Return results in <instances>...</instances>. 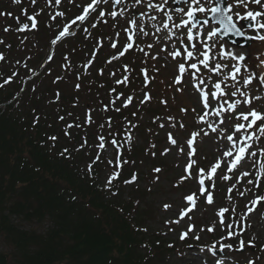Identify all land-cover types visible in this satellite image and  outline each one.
I'll use <instances>...</instances> for the list:
<instances>
[{
	"label": "rangeland",
	"instance_id": "obj_1",
	"mask_svg": "<svg viewBox=\"0 0 264 264\" xmlns=\"http://www.w3.org/2000/svg\"><path fill=\"white\" fill-rule=\"evenodd\" d=\"M126 1L130 5L133 3L127 17H123L122 9L118 8L116 13L119 16L114 18L111 3L106 6L100 1L95 11L81 21L77 17H80L82 7L87 6L89 0H59V3L56 0H20L19 3L0 0V13L4 14L0 15V25L4 29L7 26V31L0 32V54L4 57L0 61V71L7 75L17 73L15 78L19 79L20 73L16 69L21 65L24 76L31 73L35 79L39 78L34 84L37 87L31 89L32 95L47 92L49 100L56 91L65 95L74 92L75 80L66 73L73 75L78 70L87 77L84 86L90 88L94 80L81 70V63L85 59L82 57L80 60L79 55L75 56L69 50L74 41L71 37L76 35L81 37L80 42L92 38L93 45L106 50L109 65L105 71L111 83L119 84L118 81L124 80L128 73H136L138 67L144 77L140 73L137 87L134 86L135 82L132 83L133 87H127L125 94L132 97L128 108H143L145 114L126 124L124 121L119 124L123 128L128 127L125 135L130 133L132 137L127 141L140 147L143 153L134 163L138 171L135 186L124 189L121 199L128 201L135 196L132 192H145V196L140 197V205L145 212L147 237L155 239L162 247L172 248L170 256L165 260L158 258L157 264H249L252 261L249 252H245L248 255L244 256L235 252L234 242L229 240L228 233L232 228H238L243 230L241 238L244 236L248 241L254 240L258 245L264 240V204H261V200L255 208L259 195L255 192L256 179L264 177V128H261L262 124L264 126V7L260 4L255 8L262 12L261 17L257 16L261 30L258 34L250 33L257 40L247 48H239L218 37L211 38L214 26L209 22L197 29L191 27L189 12L198 14L203 8L206 11L198 15L204 17L213 7L209 0H189L188 4L181 6L180 11L170 7L172 0ZM97 10H104L106 15L100 17ZM66 12L68 15L64 14ZM30 15L37 16L35 27L21 33V25H27L25 20ZM231 16L237 24L250 16L254 18L244 6L234 8ZM132 18L135 26L129 29L128 22L132 23ZM37 25L45 32L48 28V33L35 35ZM12 26L14 30H11ZM66 27L67 37L60 40L61 44L58 43L57 47L61 49L56 48L54 54L55 49L48 47V39L55 38ZM127 29L135 34L133 43L127 36L129 33L126 35L124 32ZM189 33L194 40L188 39ZM129 44H134L127 53L132 59L126 62L127 56L120 57L118 51ZM111 45L118 48L112 50ZM204 46L209 51L207 62L202 59ZM189 52L193 54L191 57L188 56ZM133 61L137 67L131 66L127 70L126 64ZM181 64L184 65V73L179 71ZM106 75L104 78L107 80ZM177 77H180V83H176ZM217 83L221 85L220 89H216ZM89 90L92 92H87L88 96L79 100L74 113H78V118L86 124V132L93 133L96 129V133L100 130L92 142L90 153L93 155L100 152L97 139L109 125L111 127L115 123L114 120L110 124L109 114L117 112L116 109L123 110L126 98L106 97L100 104L97 102L99 96H92L96 95L95 90ZM212 93H217L216 99ZM145 94L150 99L145 101ZM201 94L208 98L207 109ZM108 102L109 106H104ZM90 103L100 104V111L107 113L105 120L97 118L96 112L90 109ZM47 110L41 114L46 115ZM253 111L261 117L260 120L253 122L250 115ZM88 114H91L93 125L85 122ZM245 116L248 118L244 119ZM54 118L51 117V121ZM251 124L253 131L248 133L246 127ZM63 125L56 122V127ZM240 125L243 127L237 130ZM137 126L140 132L134 135L131 130ZM212 128L216 131L213 132ZM253 132L255 138L252 141L248 134ZM169 134L177 142L175 145L169 143ZM229 135L233 137L231 141L227 139ZM191 136L195 140L190 149L187 141ZM242 148L244 151L241 153ZM115 155L114 149L107 144L100 153L99 163L105 164L104 169L107 168L102 174L101 184L107 183L115 170V166L109 163L114 162ZM86 161H83L84 165L89 163ZM189 163L191 167L186 172ZM217 163L219 167L209 177L212 166ZM156 168L161 171L155 172ZM201 170H204L203 173ZM225 176L228 179H224ZM199 178L205 180V184L212 181L207 184L214 197L211 205L199 193ZM188 195L194 196V207L186 201ZM165 205L169 207L165 209ZM188 208L192 210L187 214ZM221 209L227 210L223 216L218 215ZM182 211L186 215L183 219L180 218ZM12 220L14 224L26 227L19 218ZM50 226L48 222L44 229ZM209 228L213 231H208ZM184 234L188 235L185 241L188 247L181 246L180 239ZM214 250L222 254L216 255ZM12 251L0 239V254L5 256L7 264H15ZM141 255L147 256L142 251Z\"/></svg>",
	"mask_w": 264,
	"mask_h": 264
},
{
	"label": "trees",
	"instance_id": "obj_2",
	"mask_svg": "<svg viewBox=\"0 0 264 264\" xmlns=\"http://www.w3.org/2000/svg\"><path fill=\"white\" fill-rule=\"evenodd\" d=\"M6 76L0 71V239L14 251L15 264H139L142 238L131 221L139 226L144 215L137 211L132 219L120 209L124 203L113 206L100 195L89 179L95 170H79L80 133L65 138L56 127L57 117L65 121L74 111L70 104L79 94L63 96L43 115L39 96L4 84ZM67 121L74 126L77 120ZM12 217L39 225L49 220L52 227L44 234L24 231ZM0 264H7L2 254Z\"/></svg>",
	"mask_w": 264,
	"mask_h": 264
},
{
	"label": "snow or ice",
	"instance_id": "obj_3",
	"mask_svg": "<svg viewBox=\"0 0 264 264\" xmlns=\"http://www.w3.org/2000/svg\"><path fill=\"white\" fill-rule=\"evenodd\" d=\"M14 2H15V3H19L20 0H14ZM56 2L59 3V0H56ZM94 3H95V0H93V4H94ZM93 4H89L88 7H86V8L84 9V13H85V15L88 14L89 9H91V8L93 7ZM201 11H203V9H201ZM212 11H213V12H216L217 9H212ZM0 15H4V14H3V13H0ZM57 15H60V13H57ZM101 15H103V13H101ZM113 15H115V14L113 13ZM84 18H85L84 16L77 17V19H79V20H81V21H82ZM29 19H30V20H33V25H32V26L35 27V21H34V18H33V17H29ZM220 23H222V24L224 23V19H223V18L220 20ZM26 28H27V25H25L24 28H21L20 30L23 31V30H25ZM5 31H7V29H5ZM66 33H68V28H67V27H66V28H65V29L59 34V36H57L55 39H53V40L51 41V43H52V44H56V43L61 39V37H64V36H65ZM129 40H131V37H129ZM0 43H2V41H0ZM113 47H115V45H113ZM130 47H131V44H129V45L127 46V48H130ZM127 48H126L125 50H127ZM121 55H123V52L121 53ZM174 55H179V53H175ZM192 55H193V54H192L191 52L188 53V56H189V57H191ZM3 59H4V57H3L2 55H0V60H3ZM49 59H51V57H49ZM192 67L195 68L196 65L193 64ZM184 70H185V69H184V65L181 64V65L179 66V71H180V73H184ZM127 82H128V78H127V77H125L124 80H122V81H118V83H127ZM176 83H180V77H177V78H176ZM78 87H79V85H77V88H78ZM215 87H216V89H220L221 85H220L219 83H217V84L215 85ZM57 95H58V94H57ZM216 95H217V93H212V96H213V97H215ZM148 99H150V97H149L147 94H145V95H144V100L146 101V100H148ZM201 99L205 101V106L207 107V106H208V104H207V100H208V98H207L206 96H204L203 94H201ZM131 102H132V97H127L126 100L123 102V103H124V107H127ZM142 102H143V101H142ZM230 107H231V106H230ZM116 111H119V109H116ZM182 111H184V110L182 109ZM250 115H251V117H252L253 122H255V121L261 119V117H260V116L257 114V112H255V111L251 112ZM247 118H248L247 116L244 117V119H247ZM37 119H38V118H37ZM60 119L62 120L63 117H60ZM85 122H86V123H89V124L92 123V117H91V114H88V115L86 116V120H85ZM69 127H71V125H69ZM101 127H103V126H101ZM181 127H183L182 124H181ZM241 127H243V126H242V125L238 126L237 130H239V128H241ZM262 130H264V129H262ZM212 131L215 132L216 129H215V128H212ZM205 134H207V133H205ZM50 139L55 140L56 137H55V136H52V137H50ZM99 139H100V141H101L99 147H100L101 149H104L106 141L104 140V137H102V136L99 137ZM227 139H228L229 141H231V140L233 139L232 135H229V136L227 137ZM111 143L115 146V145L117 144V141L113 140V141H111ZM169 143H171V144H173V145H175V144L177 143V142L175 141V139L172 138L171 134H169ZM187 144H188L189 148L191 149V147H192V145H193V139H189V140L187 141ZM166 151H167V150H166ZM240 151H241V153H242V152L244 151V149L242 148ZM162 154H166V152H165V153H162ZM226 155H227V153H226ZM97 159H99V156H97ZM238 159H239V157H238ZM109 163H112V161H109ZM122 163H127V161H123V162H121V159H120V156H119V152H118V155H117V161H116V165H117V167H122ZM190 167H191V163H189V164L187 165V167L185 168V171L187 172L188 169H189ZM218 167H219V163H217V164H215V165L212 166L211 171H210V173H209V177L211 176L212 173H215V172H216V170H217ZM89 168H90V171H91V165L89 166ZM230 170H231V169H230ZM154 171H155V172H160L161 169L156 168V169H154ZM203 171H204V170H201V173H203ZM119 174H120V173H119V172H116V171H114V172L112 173L111 177L109 178V180H108V182H107L108 186H111L112 181L116 180V179L118 178ZM136 178H137L136 175L133 174L131 180H128V181H125V182H126V183L134 182V181L136 180ZM184 178H186V177H184ZM184 178H182V180H183ZM224 179H228V177L225 176ZM199 183H200V185H201V194H204V192H205V189H204V187H203V185H204V180L201 179V180L199 181ZM185 199H186V201L189 202L193 207L195 206V198H194L193 195H188V196H186ZM207 202L210 203V204L213 202V197H212L211 194H208V196H207ZM168 207H169V205H165V209H167ZM187 210H191V209L189 208V209H187ZM225 211H227V210H226V209H221L220 212L218 213V215H219V216H223V214H224ZM180 215H181V217L183 218V216H184V211H182V212L180 213ZM208 231H213V229L209 228ZM181 239H184V236H183V235L181 236ZM228 247H231V246L229 245ZM217 264H219V262H217ZM249 264H254V262H251V261H250Z\"/></svg>",
	"mask_w": 264,
	"mask_h": 264
},
{
	"label": "water",
	"instance_id": "obj_4",
	"mask_svg": "<svg viewBox=\"0 0 264 264\" xmlns=\"http://www.w3.org/2000/svg\"><path fill=\"white\" fill-rule=\"evenodd\" d=\"M225 26H226L225 23L221 25L220 30H219V33H220L222 36H224V37H226V38H229V37H230V39H231L235 34H233V33H231V34L228 33L227 30L225 29ZM234 38H236V37H233V39H234Z\"/></svg>",
	"mask_w": 264,
	"mask_h": 264
},
{
	"label": "bare ground",
	"instance_id": "obj_5",
	"mask_svg": "<svg viewBox=\"0 0 264 264\" xmlns=\"http://www.w3.org/2000/svg\"><path fill=\"white\" fill-rule=\"evenodd\" d=\"M15 80H17L18 78H14Z\"/></svg>",
	"mask_w": 264,
	"mask_h": 264
}]
</instances>
